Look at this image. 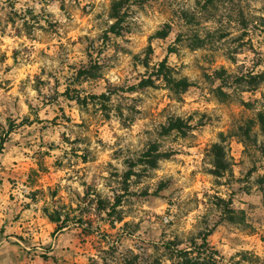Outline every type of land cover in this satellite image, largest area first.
Segmentation results:
<instances>
[{"label":"rangeland","instance_id":"rangeland-1","mask_svg":"<svg viewBox=\"0 0 264 264\" xmlns=\"http://www.w3.org/2000/svg\"><path fill=\"white\" fill-rule=\"evenodd\" d=\"M5 3L9 11L0 7V29L11 25L21 36L17 20L26 15L35 22L24 24V35L38 46L29 62H57L32 76L38 105L29 99L21 105L28 77L21 71L19 51L12 52L16 72L3 68L0 158L18 150L26 159L13 161L10 172L0 168V190L11 185V191L20 181L28 189L21 190V199L31 201L14 210L19 227L11 236L28 245L30 231L33 240L48 233L61 245L56 250L45 246L37 257L35 247L29 252L9 239L13 258L21 255V264H97L93 256L103 250L104 264H179L176 252L186 251L199 264H262L264 155L256 118L264 115V17L250 26L244 8L233 0H109L100 5L76 0L70 11L61 0L63 18L51 10V0H44L39 12L29 7L24 14L12 11L20 0ZM237 13L244 31L233 36ZM112 18L116 22L109 24ZM244 53L253 54L250 67L238 63ZM6 59L0 54V66ZM162 62L174 79L187 81L178 94L156 76ZM17 77H23L19 85ZM143 80H151L152 87L137 88ZM13 88L21 95H9ZM173 105L191 109L186 118L167 117L181 123L179 130L160 124L157 139L108 156L110 140L116 137L119 144L136 134L142 119L163 117ZM249 121L245 138L241 130ZM216 145L227 164L220 177L213 175ZM197 151L201 167L189 168ZM147 153L167 158L150 169L139 161ZM120 157L122 173L108 162ZM108 169L109 176L102 177ZM69 171L74 175H66ZM87 171L93 172L92 183L85 181ZM74 178L83 182L85 194L71 201L69 186L62 187L61 180ZM102 178L112 199L95 191V181ZM10 199L17 201L15 195ZM45 201L62 204L50 212ZM29 210L33 220L20 223ZM227 210L234 212L232 222ZM60 224L65 228L55 232ZM0 235L8 238L3 228Z\"/></svg>","mask_w":264,"mask_h":264},{"label":"clouds","instance_id":"clouds-1","mask_svg":"<svg viewBox=\"0 0 264 264\" xmlns=\"http://www.w3.org/2000/svg\"><path fill=\"white\" fill-rule=\"evenodd\" d=\"M96 3L97 5H100L102 3H108L109 0H81L82 4H91ZM194 3V0H192ZM76 0H64V4L67 10H71L73 6L75 5ZM233 3L236 5V7L244 8V19H247L250 23V26L252 23L255 22L254 18L256 17H264V0H233ZM60 4L61 0H51V10H54L57 12L61 18H63V14L60 13ZM44 0H40V2L34 3V0H20V3H17L15 5V8L12 9V11L19 12L21 14L25 13V9L32 7L35 11L39 12V10L44 7ZM0 7H3L5 11H9L7 8V5L5 3V0H0ZM231 7V5L229 6ZM0 15H3V13H0ZM107 18V17H106ZM25 22H28L29 24H34V21H31L29 17L24 15L23 20H17L16 27L20 29L21 36H16V28L12 27L11 25H8L6 28L0 29V54H4L7 56V59L4 62V65L0 66V83H3L6 79L5 73L3 71V68L5 66H12L13 73L16 72V65L12 59V52L13 50H17L20 52V60L22 62V69L23 76L28 77V80L26 84L24 85L25 92L21 99V105H23V99H29L34 104H39V99H37V93L33 89V83L34 80L32 79L33 75H38L41 68H48L57 66V62L53 60L48 59H42V58H35L31 59V62H29L30 57H36V53L31 51L32 48L38 47L35 45L34 41H29L28 38L24 35L25 29L24 24ZM75 20H73V23ZM116 20L114 18L108 19L109 24L115 23ZM41 24L44 23L43 20L40 21ZM234 30L232 32L233 36H240L244 29L241 25V20L239 18V15L237 13V23L233 26ZM25 47L30 49L29 53H25L24 49ZM261 52H264V49H261ZM247 57V59L245 58ZM238 63L247 64L249 67L251 66V61L253 60V54L251 53H244L243 55H239ZM13 74H9L8 78H11ZM23 77H17L14 79V84L19 85L20 79ZM44 79H48L47 76L43 77ZM113 83H119V81H116L113 79ZM63 88V85H62ZM43 91H47V89H43ZM9 95L19 96L21 95L20 92H18L15 88H13V92ZM5 96V92L3 88H0V98ZM3 112V108H0V113ZM191 112V109L185 110L183 106L180 105H173V107L166 113H164L163 117L157 116L152 119H142L141 124L137 128V132L135 135L130 136L127 139L122 140L119 144H117V138L114 137L112 140L109 141V146L107 149V154L109 157H111V153L113 151H116L119 149L125 148V146L131 144L136 145L137 143H147L148 141L155 140L158 138L157 132L155 131L158 127V125L163 124L166 127H171V124L173 121H169L167 119L170 115H178L183 118H186L187 115H189ZM3 116H0V123H3ZM6 130V129H5ZM160 132H163V129H160ZM145 133H150V135H146ZM69 137L74 138L72 134L69 132ZM64 148H67V145H63ZM26 157L23 156L22 152L16 151V155H13L12 153H8L6 157L0 158V168L6 169L9 172L15 165L13 164V161H16V163H22ZM124 157H120L119 159H110L108 162H110L112 165H114L115 169L119 172H123L125 169V166L123 164ZM203 159L202 155L197 151L195 153V159L189 163V168L196 167L199 169L201 167V160ZM65 163H67L65 161ZM208 167H211V165H207ZM139 170V169H137ZM111 169H108L106 171H103L100 175L102 177H108L109 172ZM3 172L0 171V175H2ZM66 175H74L73 172L69 171L66 173ZM83 175V173H81ZM92 171H87V175L85 177V181L87 183H92ZM82 183L79 178H74V180L69 181L67 179L61 180V186L64 185L69 186V191L67 194V199L71 201H75V195L79 194V196L83 197L85 194V188L82 186ZM95 191L100 193L102 196H106L109 199H112L113 193L109 187L106 186V180L105 179H98L95 181L94 184ZM112 187L117 188L119 190V182L112 183ZM11 189V185H5L2 190H0V228L5 229V235L8 237V239L12 240L14 243L21 244V246L26 249V251H31L32 247L36 248V252L33 253L34 256H39L44 250L45 246L51 245L54 250L61 247V245L58 243L57 239H53L50 234L45 233L42 237H38L36 240H33L32 237L35 235L34 232L30 231L28 233V239L29 244L23 245L22 242L15 241L14 237L11 236V233L15 230V228L19 227V224H14V210L17 209L21 204L23 203H31V201L25 199H21V190L28 191V189L25 188V185L18 181L17 185L14 189L9 191ZM11 195H15L17 197V201H13L10 199ZM46 206L49 208L50 212H54L56 210H59L60 205L62 204L61 201H45ZM36 208H39V205L35 206ZM33 213L31 210L25 213V215L22 217V220L20 223H23L24 220H33ZM34 223V221H33ZM191 224H195V220L190 221ZM195 230V229H193ZM111 243V242H109ZM128 247H131V245H127ZM135 251V249H133ZM235 251V250H233ZM231 255V253H229ZM93 258L97 261V264H104V260L108 259L107 257L103 256V250L101 252L95 253ZM237 259H240L239 257ZM22 257L21 255H17L15 258L12 256V250L10 246L8 245L6 240L0 239V264H21ZM261 262L264 264V256L261 257ZM241 264H247V261H242Z\"/></svg>","mask_w":264,"mask_h":264},{"label":"trees","instance_id":"trees-1","mask_svg":"<svg viewBox=\"0 0 264 264\" xmlns=\"http://www.w3.org/2000/svg\"><path fill=\"white\" fill-rule=\"evenodd\" d=\"M117 6H118L117 4H114L113 11L116 10ZM156 76L157 77H161L163 79L165 85L174 94H178L179 91H181L182 89H185L188 86V83H187V81L185 79L176 80V79H174L172 77L171 69H169L166 66L165 62H162L159 65V68H158ZM260 77H261V80L264 79L263 76H260ZM152 85H153V83H152L151 80H143V81L140 82V84L138 85L137 88L144 89V88L152 87ZM132 89H135V88H132ZM93 99H97L96 96H94ZM256 123L258 124L261 136L263 137V143L260 146V151H261L262 155H264V115L263 114L259 113L257 115ZM180 124L181 123L179 121H176V122L172 123L171 127H169V128H170V130H176L177 131V130L180 129ZM251 124H253V122H251V121L247 122L245 128L243 130H241V131H243L242 132V136L243 137H245V138L249 137L248 135H249V132H250V129H251L250 128ZM2 149H3L2 145L0 144V153H1ZM213 150H214V153H213V155H214L213 175L215 177H220L227 170V164L224 161V154H223L222 148L220 146L216 145V146L213 147ZM166 158H167V155L155 156V155H152L151 153H147L139 161H143L142 163H144L150 169H155L157 167V162L159 160H161V159H166ZM227 213L229 215V220L228 221L232 222L234 220V218H233L234 212L232 210H227ZM49 220L52 223H54V224H59V218L54 219V218L51 217V218H49ZM64 228L65 227L62 226V224H60L59 226L56 227L55 232L56 231L59 232V231H61ZM208 235H206V236L204 235V237L202 238L203 239V245L206 244V237ZM176 253H177V257L181 259L179 264H199V261H198L197 258H189L190 257L189 255H191V252L178 251ZM198 253L200 254V252H198ZM211 264H215V262L211 263Z\"/></svg>","mask_w":264,"mask_h":264},{"label":"crops","instance_id":"crops-1","mask_svg":"<svg viewBox=\"0 0 264 264\" xmlns=\"http://www.w3.org/2000/svg\"><path fill=\"white\" fill-rule=\"evenodd\" d=\"M0 239H1V235H0ZM4 240H9V239L7 238V239H4Z\"/></svg>","mask_w":264,"mask_h":264}]
</instances>
